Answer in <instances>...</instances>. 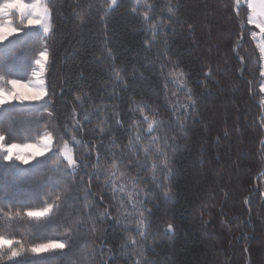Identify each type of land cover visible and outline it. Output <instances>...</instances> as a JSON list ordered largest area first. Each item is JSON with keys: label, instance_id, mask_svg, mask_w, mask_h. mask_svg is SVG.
I'll return each mask as SVG.
<instances>
[{"label": "trees", "instance_id": "trees-1", "mask_svg": "<svg viewBox=\"0 0 264 264\" xmlns=\"http://www.w3.org/2000/svg\"><path fill=\"white\" fill-rule=\"evenodd\" d=\"M44 2L51 5L53 33L45 38L39 27L15 24L21 31L6 43L18 54L11 74L0 72L28 81L36 66L33 53L47 45L48 95L0 106L2 127L20 130L14 142L21 144L43 135L38 120H51L48 130L57 136L70 138L74 130L76 156L86 165L76 176L57 165L58 191L76 199L60 202L41 233L64 240L71 228L73 244L44 264H264L262 58L246 5L117 0L109 9V0ZM25 49L28 54H20ZM4 53L0 45V57ZM46 101L53 117L41 107ZM145 114L157 122L152 133ZM27 127L32 130L23 131ZM144 147L150 148L146 162ZM114 161L125 174L116 181L124 184L123 202L120 194L114 198L108 179ZM36 175L0 170V185L28 181L19 185L22 199ZM56 194L46 189L30 204L41 207ZM19 223L17 238L31 241L36 225L47 221Z\"/></svg>", "mask_w": 264, "mask_h": 264}, {"label": "snow or ice", "instance_id": "snow-or-ice-1", "mask_svg": "<svg viewBox=\"0 0 264 264\" xmlns=\"http://www.w3.org/2000/svg\"><path fill=\"white\" fill-rule=\"evenodd\" d=\"M116 4L117 0H109L108 8L111 9ZM50 7V4L41 5L39 0L34 3H25L23 0H4L3 3H0V45H3L5 49L4 56L0 57V72L10 75L11 62L18 54L16 47L6 43L9 42L10 37L18 35L21 31V29L14 26L13 15L19 14L21 21L26 17L27 25L38 26L42 29L43 36L48 38L53 33V25L48 12ZM261 16H264V13H261ZM145 19H147V14H145ZM248 22L255 23L260 32L264 33V18L259 20L249 18ZM261 52L264 54V47L261 48ZM20 54L27 55V49ZM33 55L35 56L34 64L37 66V69L32 72L34 80L24 83L21 78L7 79L5 76H0V82H2L0 83V106L10 104L13 106L24 105L25 102L40 101L48 95L44 87V75L50 60L47 45L45 44L43 49L38 51V54L34 52ZM260 74L264 76V72ZM180 75L182 76L183 74L180 73ZM260 91L264 92V85H261ZM46 105L47 101L41 107L44 109V112H47L48 117H53V112L49 111ZM7 111L8 109H5V112ZM144 121L147 122L146 131L152 133L157 122L155 119H150L146 114L144 115ZM34 123H44L45 131L43 135L40 136L37 142L21 144L14 142L20 137L21 131L11 126L3 128V121L0 120V170H11L21 176L26 175L30 171H35L37 174L36 179L31 181L34 184V188L24 190L22 199H18L21 197L19 185L28 181H14L8 185H0V264H44V261L54 258L50 254L65 248L71 250L73 244L71 228H69L67 239L64 240L44 236L41 233V229L50 227L52 214L62 206L60 202L67 205L76 199L74 193L58 191L61 169L57 165H60L62 162L65 169L64 175L76 176L79 174L77 169L86 166L81 163L75 152V149L80 147V141L74 134V130L70 138H66L65 135L57 136L54 131H49L48 128L52 125L51 120H38ZM77 123L79 122L77 121ZM31 130V127L23 129L26 132H30ZM56 131H59V129ZM134 139L136 144H139L143 139L139 127L134 130ZM54 145L56 146L55 148ZM128 147L129 149L133 148L132 139H130ZM47 153H51V155H46ZM143 153L146 162L150 158V148L144 147ZM38 157L42 159H38ZM54 158H58L56 159V165L50 169L48 168V161ZM96 158L98 164L100 159L99 153H97ZM33 161H35L34 164H32ZM137 163L140 164L139 158ZM30 164H32L31 169L19 167L20 165L28 166ZM140 166L143 167L144 165L141 164ZM156 167L157 165L154 162L151 168L154 178ZM118 173L119 175H117ZM124 175L119 169L118 162H112L108 179L114 198L117 194H120L122 202L125 187L123 183L117 184L116 181L122 180ZM49 188L53 192H57L55 200L47 202L38 208L32 207L30 202L38 200L40 193ZM165 194L167 195V193ZM128 199L131 202V193L128 194ZM85 207L89 206L85 205ZM133 207H135V204H133ZM25 208L28 210L24 211ZM141 216H143V213H141ZM25 218L29 221H47V223L36 225L37 231L31 241H26L23 236L17 238L19 236V228L22 227L19 221ZM29 226L31 227V225ZM140 226H145L143 220L140 221ZM171 227L169 225V230H171ZM34 257H39L40 259H30Z\"/></svg>", "mask_w": 264, "mask_h": 264}, {"label": "crops", "instance_id": "crops-1", "mask_svg": "<svg viewBox=\"0 0 264 264\" xmlns=\"http://www.w3.org/2000/svg\"><path fill=\"white\" fill-rule=\"evenodd\" d=\"M247 7V9L249 10V18H252L253 20H259L264 18L263 16L260 15L259 17V13L257 10V5L255 7V1L254 0H241ZM252 25L255 26V23H251ZM256 27V26H255ZM257 28V27H256ZM258 34L256 36V43L259 47L260 53H261V58H262V69L261 72H264V56H262V52H261V48L264 47V33H261L259 28H257ZM264 83V76H263V82L262 85ZM264 93V92H263Z\"/></svg>", "mask_w": 264, "mask_h": 264}, {"label": "rangeland", "instance_id": "rangeland-1", "mask_svg": "<svg viewBox=\"0 0 264 264\" xmlns=\"http://www.w3.org/2000/svg\"><path fill=\"white\" fill-rule=\"evenodd\" d=\"M250 1V0H249ZM255 1V7L257 5V10H258V15L260 17L261 13H264V0H254ZM24 2V1H23ZM34 2H37V0H33L31 2H25V3H34ZM39 3L41 5H45V2L44 0H39ZM264 17V16H263ZM13 23H14V26L15 24L18 25V24H22V25H27V18L25 17V19L23 21H21L20 17H19V14H14L13 17ZM27 26H32V27H38V26H35V25H27ZM42 31V29H40ZM258 34V33H257ZM257 36V35H256ZM262 56H264V54H262ZM37 69V66H35V69ZM44 79H45V75H44ZM30 80H34L33 76H31V78L28 80V81H22L24 83H27L29 82ZM264 85V83H263ZM45 89H46V81H45V85H44Z\"/></svg>", "mask_w": 264, "mask_h": 264}]
</instances>
